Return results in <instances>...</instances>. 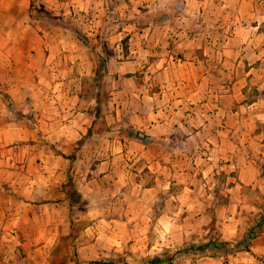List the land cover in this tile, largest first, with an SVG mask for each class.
<instances>
[{"label": "rangeland", "instance_id": "rangeland-1", "mask_svg": "<svg viewBox=\"0 0 264 264\" xmlns=\"http://www.w3.org/2000/svg\"><path fill=\"white\" fill-rule=\"evenodd\" d=\"M25 41L35 46L34 39ZM96 58L101 68L90 72L91 86L105 75L106 58ZM27 78L33 82L31 74ZM6 89L0 87V98H6ZM33 91L29 84L24 101L16 104L21 115L11 112L35 132L30 143L52 155L24 167L22 190L5 192L12 203L9 214L0 215V264H147L148 257L164 253L175 254L170 264H264V227L256 228L264 218V117L250 116L243 129L229 118L234 127L227 131L225 117L204 114L209 107L200 102L187 104L183 119L171 120L180 125L172 134L158 125L162 115L148 119L159 126L150 134L152 127L141 125L136 115L130 120L127 109L118 120L115 104L93 102V88L91 103L84 104L90 117L77 121L67 111H80V102L66 95L36 99ZM64 91L59 86L57 93ZM258 97L264 92L252 86L246 100ZM135 105L153 114L164 104L127 108ZM88 128L98 133L95 143L84 134ZM70 176L72 201L65 193ZM217 238L236 248H216ZM206 244L211 245L204 251H183Z\"/></svg>", "mask_w": 264, "mask_h": 264}, {"label": "crops", "instance_id": "crops-1", "mask_svg": "<svg viewBox=\"0 0 264 264\" xmlns=\"http://www.w3.org/2000/svg\"><path fill=\"white\" fill-rule=\"evenodd\" d=\"M263 3L0 0V87L7 88L6 98L10 96L16 104L24 101L29 84L36 99L56 101L66 95L71 103L81 104L80 111H67L73 121L90 117L84 104L91 103L93 88V102L115 104L118 114L113 118L118 120L120 111L127 109L130 120L136 115L141 125L152 127L150 134L159 126L148 119L162 115L158 125L164 133L172 134L180 125L173 126L171 120L183 119L187 104L200 102L209 107L203 109L204 114L225 117V130L233 131L234 126L227 124L229 118L237 120V129H243L250 116L264 117V108H259L264 97L246 100L252 86L264 92ZM28 39H34L35 46L28 47ZM84 39H90V44ZM94 46L95 51L89 49ZM97 55L106 58L102 66L105 75L91 86L90 72L98 70L101 63ZM63 59L65 63H61ZM15 70L20 75L12 74ZM30 74L33 82L28 81ZM59 86L67 91L58 94ZM6 98H0V171H6L0 173V182L18 192L25 180L24 167L52 154L38 143H30L37 139L35 132L26 121L17 120ZM136 103L164 105L161 112L150 115L139 112L136 105L127 108V104ZM237 103L241 105L236 108ZM125 132L123 135L136 140ZM84 134L93 139L98 133L88 128ZM91 141L96 142L95 138ZM113 146H118L117 142ZM119 146L124 144L120 141ZM3 191L0 189V215L6 216L12 199Z\"/></svg>", "mask_w": 264, "mask_h": 264}, {"label": "trees", "instance_id": "trees-1", "mask_svg": "<svg viewBox=\"0 0 264 264\" xmlns=\"http://www.w3.org/2000/svg\"><path fill=\"white\" fill-rule=\"evenodd\" d=\"M6 103H7V105L16 113V114H18V115H21V113H20V109L17 107V105H16V103L11 99V97L10 96H7V98H6ZM92 133V131L91 130H89V132H88V134L90 135ZM87 134V135H88ZM133 135V134H132ZM143 139H146V137L145 138H143ZM64 157H66V158H70V159H73L75 156L74 155H66V154H64V153H61ZM72 181H73V179H72V176H70V178H69V183H66L65 184V193H66V197L69 199V200H71L72 201V197H74V195H73V192L71 191V190H69V186H71L72 185ZM0 189H2V190H4V191H11V188H9L7 185H5V184H2L1 182H0ZM75 191V190H74ZM264 227V218L263 219H261L258 223H257V225H256V228L257 229H261V228H263ZM254 233H257V230H254ZM254 235V234H253ZM242 244H244L243 245V247H244V249L246 250V251H249V252H251L253 255H255L256 257H258L254 252H253V250L250 248V246L248 245V243L246 242V240H242V242H241ZM210 245L211 244H206V245H189V246H186L185 248H184V252H192V251H204V250H207V249H209L210 248ZM213 245L216 247V248H224V249H226V250H232V249H235L236 247L234 246V244L231 242V241H227V240H220V239H218L217 238V240H215L214 242H213ZM177 253V252H176ZM174 256H175V254H166V253H164V254H161V255H155V256H153V257H148L147 259H146V263L147 264H165V263H172L173 262V260H174Z\"/></svg>", "mask_w": 264, "mask_h": 264}]
</instances>
